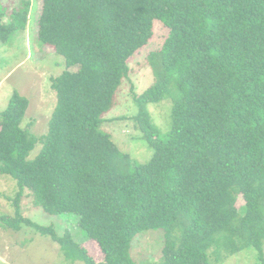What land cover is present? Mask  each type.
<instances>
[{
	"label": "trees",
	"instance_id": "trees-1",
	"mask_svg": "<svg viewBox=\"0 0 264 264\" xmlns=\"http://www.w3.org/2000/svg\"><path fill=\"white\" fill-rule=\"evenodd\" d=\"M18 2L10 12L0 0L2 43L27 29L32 1ZM156 23L169 34L151 54L157 83L134 97L154 150L139 164L100 126ZM38 39L66 61L57 105L38 138L22 127L28 98L14 93L0 112V173L47 214L78 215L103 261L20 213L8 227H32L84 264H135L134 239L158 229L161 264H222L246 249L264 264V0H44ZM165 95L172 127L161 136L148 105Z\"/></svg>",
	"mask_w": 264,
	"mask_h": 264
},
{
	"label": "rangeland",
	"instance_id": "rangeland-1",
	"mask_svg": "<svg viewBox=\"0 0 264 264\" xmlns=\"http://www.w3.org/2000/svg\"><path fill=\"white\" fill-rule=\"evenodd\" d=\"M32 7L27 29L16 34L10 42L0 41V112L7 109L14 93L28 98L30 104L24 129H29L38 138L48 131L49 121L57 105V95L52 89L53 78L59 77L66 69L65 58L40 43L39 22L44 0H31ZM18 0H2L10 12L17 7ZM169 34L167 27L156 23L150 42L130 62V73L115 94L111 109L104 115L100 130L111 135L121 152L129 155L139 164L148 163L154 150L143 139L135 120L138 106L135 96H141L154 86L158 77L151 67L152 53L161 50ZM173 98L165 95L158 102L148 105L153 124L161 136L167 135L172 127ZM38 145L29 155L33 160L40 153ZM19 187L10 175L0 173V264H84L69 261L57 243L50 237L41 236L35 229L23 226L15 231L4 223L5 217L17 218L21 214L32 222L53 227L59 236L70 233L95 259L103 261V254L97 243L90 240L80 227L75 214L50 215L35 203L29 191L18 197ZM240 205L243 204L241 200ZM166 234L163 229L147 230L133 241L131 257L135 264H161ZM212 264H216L211 256ZM222 264H259L256 251L246 249Z\"/></svg>",
	"mask_w": 264,
	"mask_h": 264
}]
</instances>
